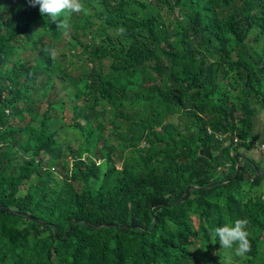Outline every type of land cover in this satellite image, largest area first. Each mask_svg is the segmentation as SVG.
<instances>
[{"label":"trees","instance_id":"1","mask_svg":"<svg viewBox=\"0 0 264 264\" xmlns=\"http://www.w3.org/2000/svg\"><path fill=\"white\" fill-rule=\"evenodd\" d=\"M81 2L67 35L0 7V264H221L215 227L245 218L243 264H264V163L245 155L264 142V0Z\"/></svg>","mask_w":264,"mask_h":264},{"label":"rangeland","instance_id":"2","mask_svg":"<svg viewBox=\"0 0 264 264\" xmlns=\"http://www.w3.org/2000/svg\"><path fill=\"white\" fill-rule=\"evenodd\" d=\"M138 1H144V0H138ZM8 2H9V0H0V7L5 6ZM173 16L176 17L180 21L183 20V17H182V14L180 11H176L173 15L169 14L168 17H169V19H173ZM64 33H65V35L71 33L70 28H68L67 30H64ZM78 37L83 43L88 42V37H85L82 35H79ZM43 45H44L43 42H37L35 44V50L41 49V47ZM64 45H65V38L63 36L58 40V42H56L55 47L52 49V50H54L55 55H56L57 51H59L60 49H63L65 54L67 53L66 49L64 48ZM52 50L49 51L48 54H51ZM80 51H81V49L77 48L74 50V54H79ZM70 53H72V51ZM28 54L34 55V53L30 52V51H28ZM41 55L44 58L47 54H45V55L41 54ZM75 64L80 65V62L75 61ZM101 65H102V70H105L107 63L105 61H102ZM73 90H75L74 84H71L68 87H66L64 91L61 89L58 92L57 96L61 97V96H65L64 94L68 95ZM72 106H75L77 108V110L80 112V114H82L83 112L86 111L85 106L81 100H79L77 102L69 101L66 103V107H65L64 111L62 112V118L57 120V126L60 128V130L56 136L57 143L55 145L51 146L50 152L48 153V157L52 158L54 161H57L56 162L57 165L55 168L58 171H53L54 173H60V172H61L60 174H62V172L64 173V170L61 169V166H60L61 163H60L59 157H61L64 154L68 155L70 150L76 151L79 148V145L81 143V136L71 127L72 126L71 125V112L72 111L70 108H72ZM42 108H43V106L40 107V111L42 110ZM90 124H91V126H94L95 120H91ZM255 125H257V124H255ZM257 129H258V126H257ZM110 130H111L110 125L105 123L104 124V131L102 132V135H104V137H106V139H108L109 141H112V144H115V141L113 139V134L109 133ZM46 155L44 154V156H46ZM256 161H259V160L256 159ZM189 224H190L191 228L193 229L195 227V224H196V219L190 218ZM263 249H264V245H261V250H263ZM203 253H206V252L204 251ZM221 253H222L221 258L219 259V262L221 264H229V261H231V264H243V262L245 261V256H242V257L235 256L234 253H230V252L223 250V249H222Z\"/></svg>","mask_w":264,"mask_h":264},{"label":"clouds","instance_id":"3","mask_svg":"<svg viewBox=\"0 0 264 264\" xmlns=\"http://www.w3.org/2000/svg\"><path fill=\"white\" fill-rule=\"evenodd\" d=\"M28 3L33 7L38 6L41 16L49 18L50 22L55 23L59 30H67L69 27L68 20L71 16L85 11V6L81 0H28ZM117 31L121 35L126 32L123 27L118 28ZM51 54L55 58L54 50ZM248 225L249 221L245 218L215 227L214 238L218 241L220 249L240 257L249 252Z\"/></svg>","mask_w":264,"mask_h":264},{"label":"crops","instance_id":"4","mask_svg":"<svg viewBox=\"0 0 264 264\" xmlns=\"http://www.w3.org/2000/svg\"><path fill=\"white\" fill-rule=\"evenodd\" d=\"M259 131H260V126H259V128H258V130L256 131L257 132V134H259ZM256 145V144H255ZM246 156H249L251 159L253 158V159H260V155H259V153H258V151L256 150V147L254 146V147H252L251 148V150L249 151V152H246V154H245Z\"/></svg>","mask_w":264,"mask_h":264},{"label":"water","instance_id":"5","mask_svg":"<svg viewBox=\"0 0 264 264\" xmlns=\"http://www.w3.org/2000/svg\"><path fill=\"white\" fill-rule=\"evenodd\" d=\"M234 159H235V173H236V171H237V169H238V162H237V156L235 155L234 156ZM233 179L235 178V176H233L232 177ZM208 186H206L205 188H207ZM190 189V187L182 194V196L176 201V203L177 202H179V201H181L183 198H185V196H186V194H187V191ZM76 223V221H73L72 222V225L73 224H75ZM104 226H106V225H104Z\"/></svg>","mask_w":264,"mask_h":264},{"label":"built area","instance_id":"6","mask_svg":"<svg viewBox=\"0 0 264 264\" xmlns=\"http://www.w3.org/2000/svg\"><path fill=\"white\" fill-rule=\"evenodd\" d=\"M255 147L260 155V159H262V162L264 163V142L257 143Z\"/></svg>","mask_w":264,"mask_h":264}]
</instances>
